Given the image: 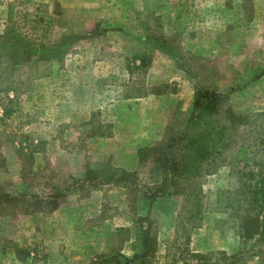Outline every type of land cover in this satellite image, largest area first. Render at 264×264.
Wrapping results in <instances>:
<instances>
[{"label":"rangeland","instance_id":"rangeland-1","mask_svg":"<svg viewBox=\"0 0 264 264\" xmlns=\"http://www.w3.org/2000/svg\"><path fill=\"white\" fill-rule=\"evenodd\" d=\"M17 46L25 53L14 64ZM197 86L231 91L226 104L238 112H264V0H0V193L44 196L109 168L136 172L142 188L160 183L142 151L189 116ZM94 178L54 210L3 201L0 264H124L141 250L147 213L158 243L143 264L242 246L225 166L197 180L195 219L183 196L150 205L141 191L89 186Z\"/></svg>","mask_w":264,"mask_h":264},{"label":"trees","instance_id":"trees-1","mask_svg":"<svg viewBox=\"0 0 264 264\" xmlns=\"http://www.w3.org/2000/svg\"><path fill=\"white\" fill-rule=\"evenodd\" d=\"M46 22L48 24L42 26L49 28L50 23ZM165 50L170 51V47ZM8 51L10 61L14 64H19L21 55L25 53L20 46ZM172 54L175 56L173 52ZM135 59L140 61L141 66L147 64L145 55ZM176 60L182 63L180 66H185L184 61L178 57ZM230 93L231 91L223 92L208 86H197L189 116L168 123L164 137L153 146L143 149L144 158L151 154L153 162L163 175L162 181L154 186L142 188L136 181V172L124 168H109L95 174L90 172L84 179H76L74 185H55L52 193L44 196L33 197L27 193L12 195L2 191L0 205L3 201L13 202L22 197L32 210H54L71 188L77 187L82 192L87 180L94 175L95 181L88 182L89 186L114 183L131 193L141 191L150 205L165 196L190 199L192 204L187 213L190 218L195 219L199 216L203 195V189L197 180L225 166L236 181L232 190L225 191L226 207L236 221L242 246L235 252H189L184 264H239L245 257L258 258L259 263L264 264V112L236 111L226 104ZM5 115L7 109L0 119ZM28 171L32 173L31 170ZM28 199L34 201L29 203ZM139 220L138 241L141 250L133 258L122 256L124 264H131L135 260H140V264H143L156 253L158 241L152 231L149 213L140 215ZM145 221L148 222L145 224ZM121 263L122 260L117 259L116 264Z\"/></svg>","mask_w":264,"mask_h":264}]
</instances>
